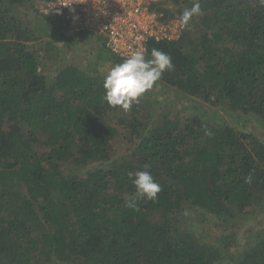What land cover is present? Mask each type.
<instances>
[{
  "label": "trees",
  "instance_id": "16d2710c",
  "mask_svg": "<svg viewBox=\"0 0 264 264\" xmlns=\"http://www.w3.org/2000/svg\"><path fill=\"white\" fill-rule=\"evenodd\" d=\"M30 1L0 0V264H229L224 236L178 222L192 211L231 227L261 215L264 140L222 119L110 106L104 81L75 66L47 77L18 12ZM170 1L165 11L180 16L194 3ZM200 4L178 41L149 46L147 58L159 49L174 65L156 83L264 126V0ZM136 171L160 184L155 200L136 198ZM236 255L233 264H264V230Z\"/></svg>",
  "mask_w": 264,
  "mask_h": 264
},
{
  "label": "rangeland",
  "instance_id": "374dc122",
  "mask_svg": "<svg viewBox=\"0 0 264 264\" xmlns=\"http://www.w3.org/2000/svg\"><path fill=\"white\" fill-rule=\"evenodd\" d=\"M18 12L21 17L26 18L27 24L38 37L35 42L30 43L31 50H36L35 56L43 65H41L40 72L47 77H52L60 67L75 66L86 75L100 77L104 81L109 69L117 63V59L108 55L102 46L101 37H94L90 34L87 36L74 35L70 29L53 25L48 18L40 17L31 9V1L20 6ZM49 26L53 28L52 33L47 31ZM135 104L139 108H150L151 110L154 108L155 115H166L171 118L178 117L186 120L190 116L200 115L204 120L215 123H219L222 119L238 133L249 132L264 140V126L251 114H242L230 109L223 110L203 104L199 100H188L180 91L167 88L162 83H156L137 102H133L131 107ZM108 122L121 129L116 123L115 115L109 116ZM111 143L116 153L124 148L120 140L113 139ZM178 225L181 230L199 234L202 239L216 240L224 236L229 248L226 262L233 264L236 253L243 251L246 244L262 234L264 211L257 217L250 215L232 227L223 219L215 220L212 217L209 222H202L196 211H192L188 212L185 218L178 222Z\"/></svg>",
  "mask_w": 264,
  "mask_h": 264
},
{
  "label": "built area",
  "instance_id": "2783aa9c",
  "mask_svg": "<svg viewBox=\"0 0 264 264\" xmlns=\"http://www.w3.org/2000/svg\"><path fill=\"white\" fill-rule=\"evenodd\" d=\"M170 0H31V9L74 35L102 38L108 55L123 61L151 44L180 39V15Z\"/></svg>",
  "mask_w": 264,
  "mask_h": 264
},
{
  "label": "clouds",
  "instance_id": "9594fccd",
  "mask_svg": "<svg viewBox=\"0 0 264 264\" xmlns=\"http://www.w3.org/2000/svg\"><path fill=\"white\" fill-rule=\"evenodd\" d=\"M202 14L200 0H194L192 7L182 12L181 27H187L194 16ZM173 69L171 57L159 49H152L150 59L146 57L143 49L133 51L123 62L114 64L105 75L103 99L110 106L128 110L133 102H137L144 93L154 87L166 71ZM129 177H134L132 183L136 188L137 199L155 200L162 190L149 171L129 173ZM252 179L249 174L245 177V182L251 184ZM126 207L135 210L136 199L127 200Z\"/></svg>",
  "mask_w": 264,
  "mask_h": 264
}]
</instances>
